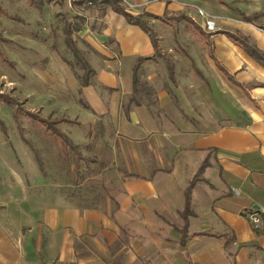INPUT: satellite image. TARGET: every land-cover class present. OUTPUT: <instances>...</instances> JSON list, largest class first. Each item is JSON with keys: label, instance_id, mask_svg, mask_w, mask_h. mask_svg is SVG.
<instances>
[{"label": "crops", "instance_id": "0c3cea01", "mask_svg": "<svg viewBox=\"0 0 264 264\" xmlns=\"http://www.w3.org/2000/svg\"><path fill=\"white\" fill-rule=\"evenodd\" d=\"M76 5L90 20L77 35L92 49V71L87 85L74 75L85 100L77 120L62 122L71 128L92 118L96 135L114 136L109 154L98 151L113 160L105 174L116 192L92 206L54 195L18 225L3 210L0 264H264V228L249 219L264 218V63L218 33L244 34L264 52V0L124 6L151 14L159 54L149 33L107 4L90 14L87 0ZM182 15L210 34V48L191 23L194 34L185 32ZM180 19L186 24L172 23ZM195 176L183 242L185 190Z\"/></svg>", "mask_w": 264, "mask_h": 264}, {"label": "rangeland", "instance_id": "374dc122", "mask_svg": "<svg viewBox=\"0 0 264 264\" xmlns=\"http://www.w3.org/2000/svg\"><path fill=\"white\" fill-rule=\"evenodd\" d=\"M140 1L120 3L132 8ZM75 3L0 0V216L4 210L3 218L16 225L22 218L36 217L39 204L54 195L92 206L116 192L117 183L105 174L113 160L103 159L98 151L102 148L109 154L114 136L96 135L92 118L84 125L70 124L71 128L62 122L78 119L76 105H83L85 99L74 87V78L84 80L92 67V49L77 35L90 20L78 14ZM102 6L101 0H94L83 12L90 14ZM187 28V34H194L190 23ZM70 37L73 45L67 43ZM28 111L61 121L59 128L70 130L75 149Z\"/></svg>", "mask_w": 264, "mask_h": 264}, {"label": "trees", "instance_id": "16d2710c", "mask_svg": "<svg viewBox=\"0 0 264 264\" xmlns=\"http://www.w3.org/2000/svg\"><path fill=\"white\" fill-rule=\"evenodd\" d=\"M27 1H32L33 0H27ZM102 3L107 4L108 6H110L111 8H113L116 12L123 14L127 21L131 24H135V25H139L140 27H142L147 33H149V35L151 36V39L153 41L154 47L156 50H158V43H157V38L155 33L153 32L151 25L147 22V20L145 19L146 16H150L151 14L148 13H143V14H133L130 11H128L124 6L121 5L119 0H101ZM153 17L157 18V19H162L164 17L162 16H154ZM183 19H185L187 22L191 23L195 30L200 34V36L205 40V42L207 43V45L209 46V48L211 47V42L209 40L210 34H207L203 28L191 17L187 16V15H182L180 16ZM247 20H251V17H245ZM218 33H225L228 35V37L233 40L236 44H238L239 46H241L242 48H244L250 56H252L253 58L257 59L259 62H263L264 63V52L260 51L259 49H257L255 46L251 45L249 43V39L246 35L241 34V33H232L230 31H225V30H220ZM67 34H69V36H71V32H67ZM72 38H67V43L70 45H73L72 42ZM75 49V54L76 56H78V50L76 48ZM209 53L211 55V57H213L216 62L217 65L219 66V68L228 76L229 79H231L232 81L236 82V80L233 78L232 74H230L216 59L214 53L209 50ZM146 58H141L140 61H143ZM84 66V65H83ZM85 67V66H84ZM92 71L91 69L89 70V72ZM89 75L87 74L84 77V80L81 81L82 85H87L89 83ZM138 83H139V78L138 75L136 74V70H135V74H134V79H133V84L135 87V90L138 89ZM135 102L138 103L135 98H131V102ZM29 116L35 118L38 122H40L42 125L46 126L48 128V130H51L53 133L59 135L62 139H64L65 142H67V144H70L73 149H75V145L73 144L72 140L70 137H68L65 133H63L62 131H60L57 128V124L58 121L57 120H49L48 118L42 117L39 114H37L36 112H31L28 111L27 112ZM64 121H69V120H64ZM70 122V121H69ZM138 177H140L139 175H136ZM196 181V176L195 178L192 180L191 184L189 185L188 188H186L185 190V197H186V203H185V209L183 211V215H184V219L186 221L185 226L181 229L182 232V241H186L187 238V226H188V216L192 213V209H191V188L192 185L194 184V182ZM195 264V263H193Z\"/></svg>", "mask_w": 264, "mask_h": 264}, {"label": "built area", "instance_id": "2783aa9c", "mask_svg": "<svg viewBox=\"0 0 264 264\" xmlns=\"http://www.w3.org/2000/svg\"><path fill=\"white\" fill-rule=\"evenodd\" d=\"M67 1L71 4V3L76 2L78 0H67ZM119 1L128 3V0H119ZM93 2H94V0H87L88 5H93ZM199 12L202 15L205 14L203 10H199ZM206 24H207L209 29H212L214 26V21L209 19L206 21ZM249 217H250L249 219H250L251 223L253 224V227L256 230H262L264 228V218L259 213L251 212Z\"/></svg>", "mask_w": 264, "mask_h": 264}]
</instances>
